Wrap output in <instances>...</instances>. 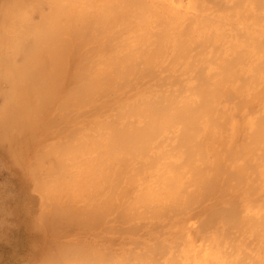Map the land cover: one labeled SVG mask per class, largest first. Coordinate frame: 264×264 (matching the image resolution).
<instances>
[{"label": "bare ground", "instance_id": "1", "mask_svg": "<svg viewBox=\"0 0 264 264\" xmlns=\"http://www.w3.org/2000/svg\"><path fill=\"white\" fill-rule=\"evenodd\" d=\"M237 1L156 10L128 43L111 25L147 14L0 0L33 13L0 10V152L47 188L40 264H264V4Z\"/></svg>", "mask_w": 264, "mask_h": 264}, {"label": "rangeland", "instance_id": "2", "mask_svg": "<svg viewBox=\"0 0 264 264\" xmlns=\"http://www.w3.org/2000/svg\"><path fill=\"white\" fill-rule=\"evenodd\" d=\"M68 1V2H67ZM73 1V2H72ZM75 1H77V3L75 2ZM108 1H109V3H108ZM129 1V0H128ZM128 1H126V0H124V2H123V0H64V3L62 2V0H55V2L57 3V5L61 8V5H63V7L64 6H66V2H67V4L68 5H71L72 7H73V9H74V7H75V9H77L79 6H82V7H79L77 10H75L74 9V19H75V23L78 25V26H82V21H85V20H87L88 18L90 19V18H92V17H94V16H97L96 14H98V16H103L104 15V17L103 18H110L109 16H112V11L115 13V11L117 10V12H119V11H121V13H123V12H128V14H129V12L131 13V15L130 16H133V15H136V13H137V15L139 14V15H141V13H142V15L145 13V14H147V16L146 15H143V20H144V17H145V20L144 21H146V18L149 16V19L150 20H148L147 19V23H145V25H143L144 23H142V25L141 24H139V23H137V22H135V21H137L138 19H136L135 21H134V25L132 24L131 25V23H132V21L135 19V17H134V19L132 20V17H130V18H126L125 20H124V22L122 23V26H121V22H119V20L117 21V23L115 24L114 23V25H111V27H110V29L109 30H112V31H110L111 33L113 32V34H112V36L114 35V36H117L116 35V31H115V28L117 29L118 28V31L121 33H119L120 35H122V37H126L127 38V40H128V37L130 36V38H129V40L130 41H128V43H135L136 42V38H137V36H138V32L140 31V32H142L141 31V28H140V26L141 27H144V26H146V27H144V29L145 28H147L148 26H149V28L151 27V26H153V28H155V26H156V23H157V26L159 25V23H160V20H159V17H158V11L159 12H161V13H159V15L160 14H164V12H166V10H167V12L166 13H168V11H169V9H170V11H172V14H175V13H177L178 11L180 12V10H184V8H185V10L187 9V10H189V11H191V10H195L196 8V10L198 11V12H200L199 10L201 9L202 10V6H209L210 4V6L208 7L209 9H208V11L210 10V9H212V11H210V12H212L211 13V15H214L215 14V11H217L216 12V14L217 13H219V11L221 10V8L223 7V5L225 6L224 7V9L226 8V6H229V5H231V2L232 1H234L233 2V4H236L235 3V1H237V0H221V1H224V2H226L225 4L223 3V2H221L220 0H218L220 3L218 4L216 1H212V0H206L207 1V3L205 4L202 0H201V2L199 3L198 1H200V0H192V2L194 3V4H192V2H191V0H146V2H145V0H130L129 2ZM134 1V2H133ZM160 1V2H159ZM165 1H167L166 3H165ZM188 1H190V2H188ZM194 1H197V5H195L196 4V2H194ZM205 1V0H204ZM244 1V3H246L247 5H249L248 3H250L251 1H252V3L251 4H253L252 6L254 7V3L253 2H256V0L255 1H253V0H243ZM263 2V4H264V0H259V2ZM59 2V3H58ZM80 2V3H79ZM90 4H89V3ZM96 2V3H95ZM115 4H113V3ZM121 2V3H120ZM139 2V3H138ZM166 4V6L164 5V3ZM173 3V4H171V3ZM213 2H215L214 4H213ZM238 2V1H237ZM258 2V3H259ZM72 3V4H71ZM73 3H75V4H73ZM84 3H86L85 5H84ZM92 3V4H91ZM134 3V4H133ZM141 3V4H140ZM150 3V4H149ZM153 3V4H152ZM161 3V4H160ZM179 4V7H178V5H176V4ZM200 5H199V4ZM210 3V4H209ZM223 3V4H222ZM240 3V2H239ZM242 3V2H241ZM65 4V5H64ZM80 4V5H79ZM96 4H97V6H96ZM113 4V5H112ZM119 4V5H118ZM124 4H126V5H124ZM127 4H128V6H127ZM138 4V5H137ZM163 4V6H165V7H163V6H161ZM220 4H222V7L220 6ZM243 4V3H242ZM101 5V6H100ZM120 5H121V8H120ZM131 5V6H130ZM137 5V6H136ZM150 5V6H149ZM156 5V6H155ZM171 5H173V6H171ZM189 5H190V7H189ZM220 7H219V6ZM259 4H257L256 6H258ZM262 5V4H261ZM112 8H111V7ZM144 6H145V8H144ZM152 6V7H151ZM154 6V7H153ZM167 6L169 7V9L167 8ZM187 8H186V7ZM194 6L196 7V8H194ZM200 6H201V8H200ZM213 6V7H212ZM218 6V7H217ZM249 6H251V5H249ZM260 6V5H259ZM2 7V6H1ZM1 7H0V10L1 11H5V14H8V13H10V12H15V10L17 9V10H19V11H24L23 10V8H24V6H20L19 4H16V3H9V4H7L6 6H5V9L3 8V9H1ZM8 7V8H7ZM84 7V8H83ZM96 7V8H95ZM105 7V8H104ZM128 7V8H127ZM134 7L136 8V9H134ZM138 7H140V8H138ZM142 7H143V9H142ZM210 7H212V8H210ZM241 7H243V6H241ZM22 8V9H21ZM81 8V9H80ZM86 8V9H85ZM89 10H88V9ZM95 8V9H94ZM106 8H107V10H106ZM125 8H126V10L127 11H125ZM130 8V9H129ZM153 8V9H152ZM163 8V9H162ZM181 8V9H180ZM200 8V9H199ZM214 8H216V10H214ZM219 8V9H218ZM260 8V7H259ZM263 8V7H262ZM62 9V8H61ZM85 9V10H84ZM91 9H93V11L91 10ZM104 9V10H103ZM152 9V10H151ZM206 9V8H205ZM221 10L220 12H222V11H226V10ZM229 9L230 10H232V12L234 11V10H236L234 7H229ZM228 9V10H229ZM88 10V11H87ZM98 11V13H97V11ZM102 10L104 11V12H102ZM106 10V11H105ZM124 10V11H123ZM129 10V11H128ZM137 10V11H136ZM142 10V11H141ZM153 10H155V11H153ZM156 10H158L157 11V14H156ZM162 10V11H161ZM248 10V9H247ZM247 10H244L243 8H241L240 10L239 9H237V11L238 12H240V11H246V13L248 12ZM90 11V12H89ZM123 11V12H122ZM136 13H135V12ZM139 11V12H138ZM164 11V12H163ZM169 11V12H170ZM176 11V12H175ZM208 11H206V12H208ZM214 11V12H213ZM25 13L22 15L21 14V17H23V18H27L28 17V15H29V13H32V11L29 9V8H26L25 9V11H24ZM85 12H87V13H85ZM147 12V13H146ZM175 12V13H174ZM183 12V14H186L185 12H187V11H181V13ZM195 12V11H194ZM194 12H193V14H194ZM202 12V11H201ZM205 12V11H204ZM231 12V11H230ZM22 13V12H21ZM28 13V14H27ZM84 13V14H83ZM88 13L91 15V17H90V15H88ZM99 13L101 14V15H99ZM103 13V14H102ZM107 15H105V14ZM113 13V14H114ZM153 13H155L156 15H157V17H158V19H156V21H154L155 19H153L154 18V16H155V14H153ZM181 13H177L178 15H180ZM192 13V12H191ZM191 13H188V14H191ZM33 14V13H32ZM78 16H77V15ZM93 14V15H92ZM116 14V13H115ZM118 14H120V13H118ZM125 14V13H124ZM204 14H209V12L208 13H204ZM27 15V16H26ZM82 15V16H81ZM85 15V16H84ZM127 15V14H126ZM152 15H153V18H152ZM176 15V14H175ZM76 16H77V18H76ZM81 16V17H80ZM86 16H87V18H86ZM106 16V17H105ZM114 16H116V15H114ZM118 16H121V15H118ZM29 17H30V15H29ZM80 18V19H79ZM84 19V20H82V19ZM86 18V19H85ZM152 18V19H151ZM121 20H123V19H121ZM120 20V21H121ZM132 20V21H131ZM153 20V21H152ZM158 20H159V22H158ZM77 21H80V22H78L77 23ZM131 23H130V22ZM125 22H127V23H125ZM150 22H153L152 24L150 23ZM154 22H156L155 24H154ZM162 22V21H161ZM150 23V24H149ZM124 24V25H123ZM125 24H127V25H125ZM147 24V25H146ZM131 25V26H130ZM139 25V26H138ZM160 25L161 26H163V27H161L160 28V26L157 28V29H163L164 28V25H163V23L161 24L160 23ZM227 25H229L228 23L226 24V30H228V28H232V27H229V26H232V25H229V26H227ZM80 26V27H81ZM80 27H77V29H79ZM112 27H114V30L113 29H111ZM119 27H120V29H119ZM124 27V28H123ZM126 27V28H125ZM128 27V28H127ZM224 27H225V25H224ZM223 27V28H224ZM140 28V29H139ZM128 29V30H127ZM130 29V30H129ZM134 29H136V30H134ZM123 30V31H122ZM139 30V31H138ZM153 30H156V29H153ZM224 30H225V28H224ZM225 30V31H226ZM82 31H84L85 32V30H82ZM134 31V32H133ZM146 31V30H145ZM107 33H109L108 32V30L106 31ZM115 32V33H114ZM125 32V33H124ZM132 32H133V34H132ZM227 32V31H226ZM127 33V34H126ZM94 34H96V35H98L97 33H94ZM102 34V36H104V33H101ZM118 34V33H117ZM130 34V35H129ZM124 35V36H123ZM185 35H186V33H185ZM114 36H113V38H114ZM122 37H119V39L120 38H122ZM133 37V38H132ZM185 37V36H184ZM125 39V38H124ZM132 39H134V40H132ZM142 39H143V37H142ZM79 41V40H78ZM77 41V42H78ZM89 41V40H88ZM88 41H86V40H82V41H79V42H81L79 45H91V43L90 42H88ZM141 41V40H140ZM139 41V42H140ZM78 42V43H79ZM85 42V43H84ZM95 43H93V46H95L94 48H96V47H98L97 45H99L100 44V42H101V40H100V42H98V40H95L94 41ZM102 43V42H101ZM184 44V43H183ZM88 45V46H89ZM101 45V44H100ZM87 47V46H86ZM103 58V57H102ZM97 63H100V62H97ZM97 65V67H98V64H96ZM95 66V65H94ZM100 66V65H99ZM97 67H95V68H97ZM94 68V67H93ZM92 68V69H93ZM86 73H89V72H86ZM230 103L229 102H227L225 105L229 108L230 107V105H229ZM231 110H233V109H231ZM235 113H239L240 111L238 110V109H236V110H233ZM237 111V112H236ZM232 122H236V123H239V122H241V120H240V118H239V116H236L235 114H233L232 113ZM240 120V121H239ZM238 121V122H237ZM240 125V124H239ZM239 139V138H238ZM240 142V140L239 141H237V143L236 144H238ZM126 158V157H125ZM112 160V159H111ZM139 161H141V160H139ZM131 165L133 164V166L134 165H136V163H137V161H135V160H132L131 162H129ZM30 170V171H29ZM21 170H19V169H17L16 167H14L13 166V164L10 162V160L7 158V157H5V155H3L1 152H0V264H40V260H41V258H42V256H43V253H41L42 251H39L40 250V248L41 247H43L44 248V245H45V242L47 241V239H48V241H52V240H54L51 236H50V231H51V227L52 226H50L49 224L48 225H46L45 224V221H48L49 222V219H52L51 217H50V215L51 214H47L48 213V209H49V207H50V202L48 201V200H46V199H48V197L47 198H45V196H46V194L44 193V191L45 190H47V188L46 189H42L41 190V188L39 187V185H38V181L37 182H35V175L33 176L32 174V170L31 169H27L26 171H21ZM142 173V172H141ZM146 172H144L143 174L144 175H148V173H146ZM141 175V177L143 176V177H145L144 175H142V174H140ZM33 178V179H32ZM147 179H145V184H147L148 183V181L150 180V177L148 178V180L146 181ZM126 182H122L121 183V185L123 186V184H125ZM148 185H149V183H148ZM126 186H128V185H126L125 184V187ZM125 187H123V188H125ZM42 191V192H41ZM44 193V194H43ZM130 194V196H128ZM128 195L126 194L125 195V198H126V196H128L130 199H131V197H132V193H129ZM44 196V197H43ZM134 197V196H133ZM43 199V200H42ZM44 199H45V201H44ZM42 200V201H41ZM132 200V199H131ZM136 200V199H135ZM45 202H49L48 204L49 205H45V204H47V203H45ZM133 202V200L131 201V203ZM137 202V201H136ZM134 203H135V201H134ZM45 205V207H44V205ZM133 204V203H132ZM251 204V208L255 205V206H257L258 205V203H250ZM45 208V210H43L44 208ZM42 208V209H41ZM46 214H47V216H46ZM42 217H43V219H42ZM42 219V220H41ZM193 220L194 219H192V220H190L191 222H193ZM40 221H42V222H40ZM57 228V227H56ZM167 234V233H166ZM157 235V236H156ZM159 233L157 232V231H153L152 232V236H155L156 237V239H155V237L153 238V237H151V239H149V240H147V239H142L143 241L145 240L146 241V243H147V246H153V244H155V243H157V240H159ZM44 238V239H43ZM50 239V240H49ZM200 239H201V242H200ZM205 242H204V241ZM209 237H202V238H199L197 241H195V244H199V243H208L209 241ZM47 241V242H48ZM148 241H150V242H148ZM160 241V240H159ZM158 241V245L160 244L161 245V242H159ZM47 242H46V244H47ZM198 242V243H197ZM151 244V245H150ZM36 251V252H35ZM158 256L159 255H155V256H153V261H154V259L155 260H159V261H156L157 263H160L161 261H162V263H160V264H168L169 262H167L166 260H168L169 261V259H170V256H168L167 254H164L163 256L162 255H160L159 256V258H158ZM164 256H167V258L166 257H164ZM155 257H157V258H155ZM169 257V258H168ZM164 260H163V259ZM132 259V258H131ZM131 259H128V260H126L128 263H126V264H135V263H137V260H139V259H136L135 260V258L134 259H132V263H131ZM135 261V262H134ZM153 261H152V263H153ZM39 262V263H38ZM69 261H67L66 262V264H69L68 263ZM75 262H77V261H72L71 260V263L70 264H76ZM140 262V261H139ZM137 263V264H140V263ZM143 264L145 263V262H142ZM141 263V264H142ZM157 263H155V264H157ZM42 264V263H41ZM44 264V263H43ZM77 264H85L84 263V261H82L81 260V262H80V260H79V262L77 263ZM87 264V263H86ZM154 264V263H153Z\"/></svg>", "mask_w": 264, "mask_h": 264}]
</instances>
